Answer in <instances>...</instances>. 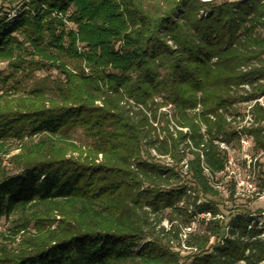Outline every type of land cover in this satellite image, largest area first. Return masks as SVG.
I'll use <instances>...</instances> for the list:
<instances>
[{
    "label": "trees",
    "instance_id": "1",
    "mask_svg": "<svg viewBox=\"0 0 264 264\" xmlns=\"http://www.w3.org/2000/svg\"><path fill=\"white\" fill-rule=\"evenodd\" d=\"M28 1L0 20V63L62 80L0 103V154L20 143L0 221L19 215L13 241L28 235L0 264H264V223L220 220L209 177L241 135L264 151V0Z\"/></svg>",
    "mask_w": 264,
    "mask_h": 264
},
{
    "label": "rangeland",
    "instance_id": "2",
    "mask_svg": "<svg viewBox=\"0 0 264 264\" xmlns=\"http://www.w3.org/2000/svg\"><path fill=\"white\" fill-rule=\"evenodd\" d=\"M206 1V0H205ZM235 1V0H232ZM28 0H0V20L3 16H8L9 20H14L19 17V13L26 10L25 5ZM18 15V16H17ZM66 18V16H64ZM56 18V17H53ZM68 21V19L66 18ZM64 23V22H63ZM65 24V23H64ZM68 30H71L70 25L65 24ZM0 74L5 76L14 75L15 81L19 82V86L22 87V92L15 91L14 81L8 83H0V103L3 104L5 101L11 100V98L19 95H26L34 88L51 85L53 81L62 80L61 77L55 71H43L29 74V72L21 71L14 73L8 67L7 63H0ZM259 102L264 105V97L259 99ZM238 112L241 117L236 118L234 127L236 130H242L243 127L250 126L251 119L249 116L250 104H240L237 106ZM168 110V109H167ZM172 114V113H171ZM264 126V124H263ZM31 137L27 136L26 141H30ZM36 140V138H33ZM73 140L78 144L84 143L83 135L81 131H77L73 134ZM242 140L247 143H242ZM19 142L15 139L8 143L9 155L0 154V169L5 173L12 175L19 172V167L16 162L12 160V157L17 155L19 151ZM221 151L225 152L228 158V165L225 173L218 175L214 178L210 177L211 184L216 186L217 191L220 193V197L214 199L221 214L218 217L223 220L226 224L230 221L233 216L237 214L248 213L254 218H258L260 223H264V151H257L254 149L253 140L245 135L235 140L230 141L228 144H222L220 146ZM202 199L199 197L198 203H201ZM183 203L180 204V207ZM167 216L169 220V212ZM204 215L199 216L197 219L201 220ZM19 215L13 216L10 219H3L0 221V248L7 247L8 250H17L19 244L27 238V234H20L16 237V243H14L15 234L19 230V227L23 225ZM153 220V218H152ZM182 219H178L176 224H182ZM163 227L166 231L170 229V224L167 220H163L160 227ZM180 227H182L180 225ZM188 230L182 231V245L180 250L182 254L188 255V251L185 246L186 237L188 234L203 233V228L199 221H195L189 227ZM28 232L31 234L35 233V224L31 223L28 228ZM172 245V243H171ZM174 248L177 243L174 242L172 245ZM184 262V261H182Z\"/></svg>",
    "mask_w": 264,
    "mask_h": 264
},
{
    "label": "built area",
    "instance_id": "3",
    "mask_svg": "<svg viewBox=\"0 0 264 264\" xmlns=\"http://www.w3.org/2000/svg\"><path fill=\"white\" fill-rule=\"evenodd\" d=\"M53 17H56V18H58V19H60V20H62L65 24H67V25H70V27H72V25H71V23H69L67 20H66V18L64 17V16H62L61 14H53ZM242 143H247V141H245V140H242ZM186 230H188V232H190L191 231V229H186ZM262 238H264V235L262 236Z\"/></svg>",
    "mask_w": 264,
    "mask_h": 264
},
{
    "label": "water",
    "instance_id": "4",
    "mask_svg": "<svg viewBox=\"0 0 264 264\" xmlns=\"http://www.w3.org/2000/svg\"><path fill=\"white\" fill-rule=\"evenodd\" d=\"M203 1H205V0H203Z\"/></svg>",
    "mask_w": 264,
    "mask_h": 264
}]
</instances>
